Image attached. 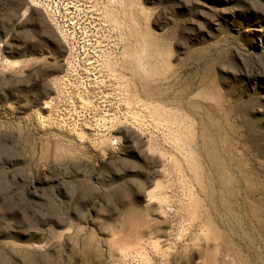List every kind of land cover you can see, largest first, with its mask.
<instances>
[{
    "label": "rangeland",
    "instance_id": "rangeland-1",
    "mask_svg": "<svg viewBox=\"0 0 264 264\" xmlns=\"http://www.w3.org/2000/svg\"><path fill=\"white\" fill-rule=\"evenodd\" d=\"M0 264H264V0H0Z\"/></svg>",
    "mask_w": 264,
    "mask_h": 264
},
{
    "label": "built area",
    "instance_id": "built-area-1",
    "mask_svg": "<svg viewBox=\"0 0 264 264\" xmlns=\"http://www.w3.org/2000/svg\"><path fill=\"white\" fill-rule=\"evenodd\" d=\"M33 6L43 10L48 20L80 17L82 7L91 8L92 0H30Z\"/></svg>",
    "mask_w": 264,
    "mask_h": 264
}]
</instances>
